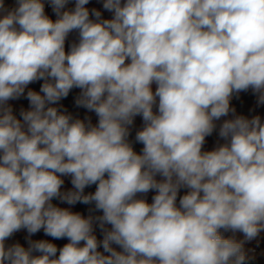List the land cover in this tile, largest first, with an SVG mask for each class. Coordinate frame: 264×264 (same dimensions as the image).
<instances>
[{"label": "clouds", "instance_id": "clouds-1", "mask_svg": "<svg viewBox=\"0 0 264 264\" xmlns=\"http://www.w3.org/2000/svg\"><path fill=\"white\" fill-rule=\"evenodd\" d=\"M89 2L48 0L52 20L44 0H0V264H247L264 122L230 101L251 90L264 105V0H103L110 19ZM73 89L96 124L60 104ZM217 127L224 143L203 150ZM21 230L28 247L6 245Z\"/></svg>", "mask_w": 264, "mask_h": 264}, {"label": "crops", "instance_id": "crops-1", "mask_svg": "<svg viewBox=\"0 0 264 264\" xmlns=\"http://www.w3.org/2000/svg\"><path fill=\"white\" fill-rule=\"evenodd\" d=\"M74 2L75 0H70V3L66 6L67 9H72L74 7ZM45 3V13L46 15L49 16L52 20L56 19V15L53 12L51 6L48 4V0H44ZM4 4L6 8L11 9L16 5V0H4ZM103 0H90L89 4L86 5L89 10L92 8H96L102 12L103 18L110 19L112 17V13L107 12L103 9L102 7ZM78 41V33L73 32L69 35L68 39L66 40L65 44V49L66 51L68 50L69 45L72 42ZM43 83V81H37L32 84H30L28 87L35 90L39 91L40 85ZM153 91L155 90V84H153ZM79 89H73L70 93L69 96L65 99H62L60 101V104L63 105L64 108L67 109L69 113L73 115L74 118H80L82 120H85L86 118H90L92 124H96L98 121V118L96 117L95 113L89 112L84 108H78L75 106V98L79 94ZM9 104L12 105L14 114L17 116V118H20L19 112L21 108L28 109L29 103L28 101L24 98L21 97L17 100H12L9 101ZM231 107L235 108L236 115H243L247 118H251L255 115H259L261 117V121L264 122V105H257V96L251 91L248 90L246 92H240L239 94H236L232 97L230 101ZM155 110V109H154ZM226 118H232V114H229V117ZM225 119V118H222ZM220 122H217V125H219ZM143 126V121L140 116L135 117L134 123L132 126H130V136L129 140L133 144L134 150L139 153L143 147L142 144L137 143L135 141V134L138 130H140ZM217 142L219 143H224L223 140H221L218 136V127L217 130L213 132L211 136L206 137V143L204 144L203 150H212ZM65 180L64 184V190H67L71 188V183H70V177H63ZM157 179H161V177L157 176ZM95 190V185L88 187L85 189V193L88 192H93ZM187 189H181L179 195L185 194ZM155 194V192H149L146 196V199L148 200L149 203H151L152 196ZM179 201V196L177 203ZM54 203L58 204L60 207H70L66 204H59L58 201H53ZM89 205H83V204H76L75 206H71V210L74 212H80L83 215L87 216L88 213V208ZM100 214V213H96ZM225 237L232 236L233 234L231 232L228 233H222ZM95 235L97 236L98 240L102 239V233L100 232L99 228H96L95 230ZM28 236V233L26 230H21L15 234H13L12 237H10L6 241V245H12L15 243L21 244L23 247L27 248L28 247V242L26 237ZM236 239L242 240L243 239V234L241 233H236L235 234ZM32 240H40V239H45L49 240L50 242H53L57 245V247H62L65 243H67V239L63 240H52L51 237L45 236L43 234V231L33 235L31 237ZM245 250L248 252V255L250 257H253L250 259L247 264H264V232H261L260 235L249 242H245ZM254 249H257L256 251H253ZM102 250V249H101ZM119 250V249H118Z\"/></svg>", "mask_w": 264, "mask_h": 264}, {"label": "built area", "instance_id": "built-area-1", "mask_svg": "<svg viewBox=\"0 0 264 264\" xmlns=\"http://www.w3.org/2000/svg\"><path fill=\"white\" fill-rule=\"evenodd\" d=\"M257 249H254L253 251H256Z\"/></svg>", "mask_w": 264, "mask_h": 264}]
</instances>
